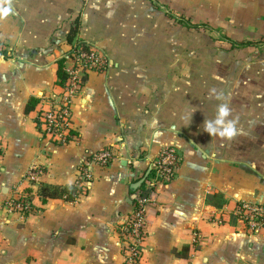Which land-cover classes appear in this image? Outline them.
<instances>
[{
  "label": "crops",
  "instance_id": "0c3cea01",
  "mask_svg": "<svg viewBox=\"0 0 264 264\" xmlns=\"http://www.w3.org/2000/svg\"><path fill=\"white\" fill-rule=\"evenodd\" d=\"M76 20L75 37L109 66L72 104L78 140L55 146L24 108L59 91L56 61ZM0 44L13 54L0 58V264H122L129 184L166 148L180 161L146 207L141 264H264V234L226 215L239 201L264 203V0H0ZM223 102L238 129L230 140L203 131ZM104 149L113 160L88 165L75 203L39 201L32 168L37 185L71 186ZM30 190L32 215L5 210Z\"/></svg>",
  "mask_w": 264,
  "mask_h": 264
},
{
  "label": "built area",
  "instance_id": "2783aa9c",
  "mask_svg": "<svg viewBox=\"0 0 264 264\" xmlns=\"http://www.w3.org/2000/svg\"><path fill=\"white\" fill-rule=\"evenodd\" d=\"M3 49L6 50V48ZM61 57L64 59L63 70L67 76L65 84L58 86L57 93L41 95L38 98L34 117L39 138L55 146H65L78 140V135L72 126V104L78 97L88 75L103 74L109 66L103 52L78 37H74L72 43L68 44L67 51ZM113 158L112 152L104 149L87 159L75 184L81 189V194L86 191L91 182L88 165L94 163L99 167H105ZM179 161V156L173 149L162 150L156 162L150 166L154 169L153 177L149 180L146 178L143 182L146 188L154 189L157 185L170 183L175 177ZM38 174L40 172L37 168H32L28 173L27 178L32 186H37ZM31 194V190L13 193L4 204L5 210L23 219L32 215L34 207ZM134 196L135 204L132 202V211L120 234L122 264H141L140 245L145 238V211L149 201L142 199L138 190L134 192ZM226 215L241 224L244 233L264 234V203L239 201ZM213 220L216 221V218L214 217ZM199 241L200 237L196 235V242Z\"/></svg>",
  "mask_w": 264,
  "mask_h": 264
},
{
  "label": "trees",
  "instance_id": "16d2710c",
  "mask_svg": "<svg viewBox=\"0 0 264 264\" xmlns=\"http://www.w3.org/2000/svg\"><path fill=\"white\" fill-rule=\"evenodd\" d=\"M173 20L180 24L183 25L187 28H207L205 25H200V26H194L190 23V21L184 19V18H173ZM77 29H78V21H74V26L71 27L67 33L66 40L70 44L72 43L75 35L77 34ZM222 40H225L229 42L233 47L236 48H243L246 46H250L252 43L251 42H235V41H230L226 37H222ZM0 58L2 59H9L13 54L12 51L9 49L6 51L3 49V45L0 44ZM56 78L57 82L56 84L58 86H64L65 81H66V73L63 70L64 67V59L61 57L56 61ZM38 103V99L31 98L25 105L24 112L25 114H28L32 111H34L36 105ZM140 159V157L138 158ZM136 159V161L138 160ZM130 166L133 168L134 164H130ZM144 175V172L141 174V176L136 177L130 184L129 187L138 182L142 176ZM154 175V169L151 168L149 171V174L147 176V180H149L151 177ZM29 192V191H28ZM138 192L140 194V197L142 199H147L149 202L153 201L155 198L154 194V189L146 188L145 183H142V185L139 187ZM81 194V189L77 187L75 184L71 186H66V187H61V186H56V185H46L39 183L37 185V193L36 196L38 197L39 201L42 204H45L48 200H63L65 202L69 203H75L77 199L79 198V195ZM129 195L132 196L134 195V192L129 189ZM133 204H135V200L132 201Z\"/></svg>",
  "mask_w": 264,
  "mask_h": 264
},
{
  "label": "clouds",
  "instance_id": "9594fccd",
  "mask_svg": "<svg viewBox=\"0 0 264 264\" xmlns=\"http://www.w3.org/2000/svg\"><path fill=\"white\" fill-rule=\"evenodd\" d=\"M209 96L221 100L223 94L217 93L215 88L209 90ZM232 117V109L227 102L219 103L216 107L214 118L205 119L203 123V131L210 137H219L230 140L238 134L236 119ZM191 116L188 117L190 123Z\"/></svg>",
  "mask_w": 264,
  "mask_h": 264
},
{
  "label": "water",
  "instance_id": "95a60500",
  "mask_svg": "<svg viewBox=\"0 0 264 264\" xmlns=\"http://www.w3.org/2000/svg\"><path fill=\"white\" fill-rule=\"evenodd\" d=\"M151 167H149V169L146 171V173L144 174V176L136 183L132 184L130 186V190L135 192L139 189V187L142 185V183L145 181V179L147 178L148 174H149V171H150ZM134 195H132L129 199L126 200V203L128 205H132V201L134 199Z\"/></svg>",
  "mask_w": 264,
  "mask_h": 264
},
{
  "label": "rangeland",
  "instance_id": "374dc122",
  "mask_svg": "<svg viewBox=\"0 0 264 264\" xmlns=\"http://www.w3.org/2000/svg\"><path fill=\"white\" fill-rule=\"evenodd\" d=\"M7 199H8V198H7ZM7 199H6V201H7ZM6 201H5V202H6ZM5 202H4V204H5Z\"/></svg>",
  "mask_w": 264,
  "mask_h": 264
}]
</instances>
